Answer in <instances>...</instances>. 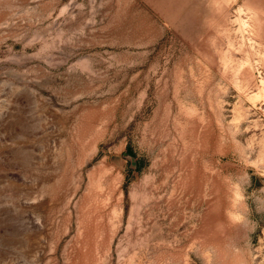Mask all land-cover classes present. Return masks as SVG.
I'll list each match as a JSON object with an SVG mask.
<instances>
[{
  "label": "rangeland",
  "instance_id": "374dc122",
  "mask_svg": "<svg viewBox=\"0 0 264 264\" xmlns=\"http://www.w3.org/2000/svg\"><path fill=\"white\" fill-rule=\"evenodd\" d=\"M0 264H264V0H0Z\"/></svg>",
  "mask_w": 264,
  "mask_h": 264
}]
</instances>
